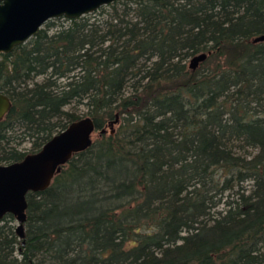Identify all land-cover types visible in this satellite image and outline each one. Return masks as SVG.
<instances>
[{
  "label": "trees",
  "instance_id": "16d2710c",
  "mask_svg": "<svg viewBox=\"0 0 264 264\" xmlns=\"http://www.w3.org/2000/svg\"><path fill=\"white\" fill-rule=\"evenodd\" d=\"M261 32L264 0H113L1 52L0 164L97 133L26 194L22 239L0 219V264H264Z\"/></svg>",
  "mask_w": 264,
  "mask_h": 264
},
{
  "label": "water",
  "instance_id": "95a60500",
  "mask_svg": "<svg viewBox=\"0 0 264 264\" xmlns=\"http://www.w3.org/2000/svg\"><path fill=\"white\" fill-rule=\"evenodd\" d=\"M113 0H0V53L33 36L51 17H77ZM253 42L264 41V32L252 36ZM207 52L193 54L188 66L196 68ZM11 105L9 96L0 90V119ZM94 122L90 116L70 121L55 132L42 147L26 154L21 160L0 164V219L11 214L16 220L15 233L24 237L28 192L45 190L61 165L73 154L87 148Z\"/></svg>",
  "mask_w": 264,
  "mask_h": 264
},
{
  "label": "rangeland",
  "instance_id": "374dc122",
  "mask_svg": "<svg viewBox=\"0 0 264 264\" xmlns=\"http://www.w3.org/2000/svg\"><path fill=\"white\" fill-rule=\"evenodd\" d=\"M68 18L69 17L63 16V15L57 16V17H51V18L47 19L42 24V26L45 25V24H47V23H54L55 25L60 24V23H67L68 22ZM190 57L191 56H189L186 59L187 65L189 63ZM79 108L83 109L82 104H80V107ZM14 130L15 131L13 133V142H12V145L18 147L21 150H25V151L28 150L31 147V144H32L31 141H32L33 137H31L30 135H28L27 132H25L22 127H16V129H14ZM96 133H97L96 131H93L92 132V134L90 135V139L91 140H94L95 139ZM245 185H248V184H245ZM227 193L228 192H226V194ZM217 209H220L221 210V209H223V206L222 205H219ZM8 224H10L14 228V230H15V227L17 225V220L14 218V220L8 221ZM15 255L20 258V254L18 252H16Z\"/></svg>",
  "mask_w": 264,
  "mask_h": 264
},
{
  "label": "flooded vegetation",
  "instance_id": "af4514ba",
  "mask_svg": "<svg viewBox=\"0 0 264 264\" xmlns=\"http://www.w3.org/2000/svg\"><path fill=\"white\" fill-rule=\"evenodd\" d=\"M5 93V92H4Z\"/></svg>",
  "mask_w": 264,
  "mask_h": 264
}]
</instances>
